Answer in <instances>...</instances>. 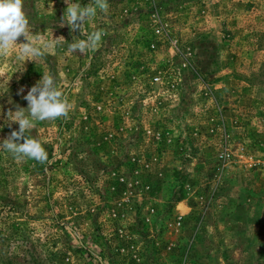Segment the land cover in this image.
Segmentation results:
<instances>
[{
  "label": "rangeland",
  "instance_id": "obj_1",
  "mask_svg": "<svg viewBox=\"0 0 264 264\" xmlns=\"http://www.w3.org/2000/svg\"><path fill=\"white\" fill-rule=\"evenodd\" d=\"M108 4L82 35L64 0H24L32 34L64 41L0 56V141L43 74L73 104L27 133L46 164L0 149V260L264 264V0Z\"/></svg>",
  "mask_w": 264,
  "mask_h": 264
},
{
  "label": "clouds",
  "instance_id": "obj_2",
  "mask_svg": "<svg viewBox=\"0 0 264 264\" xmlns=\"http://www.w3.org/2000/svg\"><path fill=\"white\" fill-rule=\"evenodd\" d=\"M67 5L61 24H67L70 32L84 34V23L97 15V11L107 13L108 0H91L87 5L81 6L73 0H64ZM32 26L24 11V0H0V56L5 55L10 47L18 46L17 58L35 61L44 58L45 50L54 48L64 41L62 36L53 40H46L41 36L32 34ZM106 35L103 29L94 30L79 39L68 44L70 53H91L98 49L102 37ZM24 42L18 43L20 38ZM23 92V89L20 90ZM19 94V93H18ZM27 101V108L16 106L15 111H9L6 120L9 128L12 123L18 124V130H12L7 138L0 141V149L11 153L18 161L35 160L40 164H46L48 154L42 143L27 133L34 127L37 121H52L58 118H68L73 104L65 93L59 90L51 74H43L23 96ZM0 127H3L0 125ZM22 141V142H21Z\"/></svg>",
  "mask_w": 264,
  "mask_h": 264
},
{
  "label": "trees",
  "instance_id": "obj_3",
  "mask_svg": "<svg viewBox=\"0 0 264 264\" xmlns=\"http://www.w3.org/2000/svg\"><path fill=\"white\" fill-rule=\"evenodd\" d=\"M0 264H7V262L0 260Z\"/></svg>",
  "mask_w": 264,
  "mask_h": 264
}]
</instances>
